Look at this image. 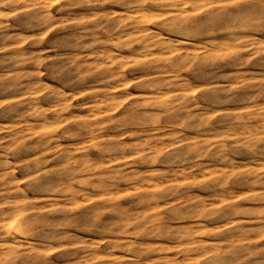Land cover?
<instances>
[{
  "label": "rangeland",
  "instance_id": "rangeland-1",
  "mask_svg": "<svg viewBox=\"0 0 264 264\" xmlns=\"http://www.w3.org/2000/svg\"><path fill=\"white\" fill-rule=\"evenodd\" d=\"M0 13V264H264V0Z\"/></svg>",
  "mask_w": 264,
  "mask_h": 264
},
{
  "label": "bare ground",
  "instance_id": "bare-ground-1",
  "mask_svg": "<svg viewBox=\"0 0 264 264\" xmlns=\"http://www.w3.org/2000/svg\"><path fill=\"white\" fill-rule=\"evenodd\" d=\"M3 1H5V0H3ZM177 1H179V0H177ZM1 2H2V1H1ZM183 3H184V2H183ZM1 4H2V3H1ZM47 4H48V3H47ZM168 4H170V3H168ZM165 5H166V4H165ZM183 5H184V4H183ZM166 6H167V5H166ZM181 6H182V3H181ZM171 7H172V6H171ZM24 9H25V8H24ZM162 12H163V11H162ZM178 12H179V11H178ZM0 14H1V13H0ZM46 14H47V13H46ZM47 15H48V14H47ZM222 15H223V14H222ZM258 16H259V15H258ZM211 18H213V17H211ZM202 26H203V25H202ZM194 29H195V28H194ZM155 41H156V40H155ZM181 42H182V41H181ZM168 45H169V44H168ZM164 46H165V45H164ZM166 47H167V46H166ZM111 61H112V60H111ZM126 84H127V83H126ZM126 84H125V85H126ZM121 85H122V84H121ZM125 85H124V86H125ZM122 87H123V86H122ZM114 89H116V88H114ZM112 91H113V90H112ZM161 97H162V96H161ZM96 99H97V98H96ZM117 101H118V100H117ZM100 105H101V104H100ZM116 106H117V105H116ZM96 107H97V106H96ZM113 108H114V107H113ZM113 108H112V109H113ZM33 110H34V109H33ZM37 112H38V111H37ZM261 118H262V117H261ZM263 119H264V118H263ZM41 127H42V125H41ZM263 129H264V128H263ZM30 132H31V131H30ZM32 134H33V133H32ZM34 136H35V135H34ZM24 139H25V138H24ZM90 142H91V141H90ZM90 142H89V143H90ZM15 144H16V143H15ZM45 152H46V151H45ZM83 165H84V164H83ZM89 166H90V165H89ZM139 178H140V177H139ZM258 181H259V180H258ZM159 186H160V185H159ZM9 202H10V201H9ZM155 202H157V201H155ZM147 203H148V202H147ZM157 203H158V202H157ZM13 205H14V204H13ZM154 205H156V204L154 203ZM145 206H146V205H145ZM149 206H150V205H149ZM208 207H209V206H208ZM151 208H153V207L151 206ZM30 210H31V209H30ZM14 215H15V214H14ZM15 218H16V217H15ZM25 220H26V219H25ZM25 220H24V221H25ZM256 220H257V219H256ZM2 221H3V220H2ZM12 221H13V220H12ZM10 222H11V221H10ZM10 222H9V223H10ZM25 222H26V221H25ZM11 223H14V221L11 222ZM26 224H27V223H26ZM16 225H17V224H16ZM16 227H17V226H16ZM241 227H242V226H241ZM243 227H244V226H243ZM14 228H15V227H14ZM14 228H12V230H13ZM15 229H16V228H15ZM15 229H14V230H15ZM18 229H19V228H18ZM176 230H177V229H176ZM176 230H175V231H176ZM240 230H241V229H240ZM7 231H8V230H7ZM10 231H11V230H10ZM20 232H21V231H20ZM20 232H19V233H20ZM7 233H10V232H7ZM15 233H18V231H17V232L15 231ZM15 233L12 234V235L14 236ZM176 235H178V234L176 233ZM9 236H11V235H9ZM183 236H184V235H183ZM196 236H197V235H196ZM179 237H180V235H179ZM179 237H177V238L179 239ZM18 239H19V238H18ZM235 239H236V238H235ZM19 240H20V239H19ZM231 240H232V239H231ZM239 240H241V239H239ZM5 244H6V243H5ZM11 244H13V243H11ZM180 244H182V243H180ZM14 245H15V244H14ZM19 245H20V244H19ZM19 245H18V246H19ZM16 248H17V247H16ZM8 250H9V249H8ZM13 250H14V249H13ZM13 250H12V251H13ZM14 253H15V252H14ZM94 256H95V254H94ZM99 256H101V255H99ZM95 257H97V255H96ZM155 258H156V257H155ZM93 259H95V258H93ZM90 260H91V259H90ZM115 264H116V263H115ZM118 264H120V263H118Z\"/></svg>",
  "mask_w": 264,
  "mask_h": 264
}]
</instances>
